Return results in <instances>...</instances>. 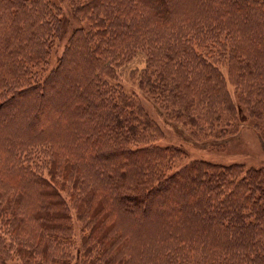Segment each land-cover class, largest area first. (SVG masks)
I'll return each instance as SVG.
<instances>
[{
  "label": "trees",
  "instance_id": "1",
  "mask_svg": "<svg viewBox=\"0 0 264 264\" xmlns=\"http://www.w3.org/2000/svg\"><path fill=\"white\" fill-rule=\"evenodd\" d=\"M8 1L16 6L5 7L6 28L0 29V178L12 182L10 170L22 172L18 188L13 187L15 192L0 209L6 219L17 222L13 232L24 249L25 263L41 264L34 259L39 251L41 259H54L51 264H70L66 254L58 262L53 255L58 252L50 251L47 243L51 238L56 244L65 239L70 251L74 238H79L73 233L63 187L60 190L55 179L36 176L25 167L41 149L53 155V176L71 179L70 201L83 223L82 264H138L142 255L128 247L131 235L153 233H164L154 254L157 262L220 264L225 259L227 264H255L253 251L239 253L233 247L238 240L252 246L264 243V168L246 170L241 164L201 159L168 172L185 151L156 144L159 126L132 94L115 88L116 62L123 54L117 57L113 50L128 40L130 53L143 49L150 54L151 67L141 83L150 94L160 96L166 109L174 104L180 108L169 112L171 118L196 125L197 116L190 110L199 106L215 111L214 118L233 116L237 107L225 75L194 49V41L206 49L208 42L198 39L221 40L228 29L234 35V64L238 59L244 62L242 51L251 59H264V0H199L201 14L194 17L193 29L199 27L204 37L195 39L193 33L190 41V19L176 15L173 0H87L74 10L92 23V37L74 31L55 60V37L63 33L61 14L46 9L42 0L41 9L33 6L34 0ZM250 28L257 31L251 34L256 47L242 49L236 33ZM164 31L174 38L169 43L183 44L168 45L162 39ZM174 68L196 73L189 71L181 79L172 73ZM24 179L33 184L32 191ZM42 205L53 207L52 216L61 214L54 223L62 233H48L43 222L45 234L28 229ZM154 216L166 219L161 228L146 225ZM25 242L32 248L24 247Z\"/></svg>",
  "mask_w": 264,
  "mask_h": 264
},
{
  "label": "rangeland",
  "instance_id": "2",
  "mask_svg": "<svg viewBox=\"0 0 264 264\" xmlns=\"http://www.w3.org/2000/svg\"><path fill=\"white\" fill-rule=\"evenodd\" d=\"M45 8L49 10H54L61 14V22L63 31L60 37H55L57 44L55 45V53L52 56V59L59 57L62 54L63 49L70 41L71 36L74 31L77 34H84L86 31L91 36V27L92 23L89 21L86 15L84 17L78 16L74 9H77L79 5H84L87 0H42ZM175 4V13L177 16L183 15L190 19L188 23L191 31L188 36L190 41L193 37L200 38L204 37L203 34H199L200 28L193 26L194 17L201 14L199 10V0H173ZM36 8L42 7L39 0H34L32 3ZM11 6L15 9L16 4L11 5L8 0H4V4L0 3V29L6 28L5 18L7 11L5 7L11 10ZM94 19V18H91ZM227 24L224 25V27ZM228 29L223 31V36L221 40L216 38L211 39H198V42L205 44L208 42L206 49H201L198 47L197 42L194 41V49L208 56L216 66L220 68L226 78L227 82V91L230 93V96L235 103L236 111L235 114H232L228 117L226 115L222 118H214L216 115L215 111H211L206 108V106H199L198 108H193L190 110L191 114H196L197 122L196 125L192 123L183 124L182 121H178L175 118H171L169 112L171 110H179L175 104L172 108L164 107V103L160 99V96L150 94L141 83L144 76L147 75V72L151 66L148 65V58L150 54L146 50L138 49L135 54L130 53L128 44L130 42L127 40L122 46V48H117L113 50V53L117 56L123 54L121 59L117 61L116 65V77L115 82L117 86L126 94H132L138 102L144 107L147 116L156 122L161 131V136L158 138L156 144L168 145L173 147H178L185 151V155L181 158H177L170 164V169L168 172H172L184 164L192 160H207L210 162H215L223 165H232V164H241L247 169L259 170L264 168V59L258 58V61L251 59L244 51L241 52L244 62L241 63V60L238 59L237 63L234 64L233 54L235 51L234 41H231V38L234 35L229 33ZM252 32H257L256 29H245L238 30L237 35L240 37L238 40L241 44L237 43L242 49H255L256 41H253ZM165 35L163 40L168 45H181L182 42H177L176 44L169 43L174 41V38L168 37V32L164 31ZM192 34V37H191ZM235 34V33H234ZM174 36V35H173ZM92 37V36H91ZM176 37V36H174ZM126 52V54H124ZM118 57V56H117ZM237 57L240 58V56ZM249 62V64H248ZM244 64L245 67L240 66ZM231 65L235 69H231ZM196 73L195 70H185L183 68H174L172 73L177 74L184 79L188 72ZM154 78V76H153ZM184 82V81H183ZM185 83H183L184 85ZM237 85V86H236ZM226 93L229 95V93ZM181 102V101H180ZM179 103V102H173ZM185 107L186 103H182ZM213 107V106H212ZM218 109H216L217 111ZM82 128V127H81ZM84 130V128H83ZM116 140H122L117 137ZM5 145V141H2ZM108 143V142H107ZM107 143H104L107 144ZM43 150V149H42ZM50 152V151H49ZM48 151L43 152L41 149L38 150V153L32 156L27 160V168H31L32 172L36 176H47L51 179L57 181V187H63L62 196L66 197V204L70 208V214L73 216L74 229L73 233L78 235L81 239L82 237V225L83 223L77 219L76 213L77 209L73 205L71 199V190L69 187H72L71 179L68 177L60 176L56 174L54 177L50 168V163L53 159V155ZM8 158V150L5 151V159ZM10 170V169H9ZM3 171V170H2ZM21 171V170H20ZM20 171L13 173L10 170V174L13 177L12 183L10 180L3 181L0 178V206L6 203V198L12 192H15L13 187H17V176L20 174ZM22 172V171H21ZM87 176V175H86ZM49 178V179H50ZM93 180L89 179L91 183ZM23 183L28 186V191H32L35 187L32 186L28 180L24 179ZM22 185V184H21ZM18 188V187H17ZM26 188V187H25ZM3 189H7L8 192H3ZM26 204V202H23ZM53 207H38L36 210V217L30 218L28 222V229L38 231L42 233L41 226L42 222L48 226V233L54 231L62 233L58 230L54 220L56 217L61 216L59 212H56V215L52 216L49 212ZM3 207L0 209V264H26L24 259L21 258V255L24 253V249L19 247L18 244V235L13 232V230H18L17 222L14 218L6 219L5 213H1ZM37 219V220H36ZM251 219V217H250ZM164 218L153 217L151 221L146 222L148 226L152 228H161L162 223L165 222ZM20 224V222L18 221ZM54 226V227H53ZM135 228V227H134ZM52 230V231H51ZM122 232L126 230L121 228ZM139 231H135L138 233ZM133 243L128 246L131 250H136L141 253L142 257L138 264H164L162 260L160 262L155 260L154 254L159 249L157 248L158 242H160L164 233L161 234H141V235H131ZM77 236L74 238L69 251V244L67 245L65 239H58L60 243H54L55 238H51L47 244H51L50 251L56 250L58 254H53L55 258L58 259V262L66 255H69L71 258L70 264H82L83 251L80 250V239ZM55 241V242H56ZM46 244V245H47ZM250 244V243H249ZM29 245L32 248V243L25 242L24 247ZM45 246V245H44ZM259 246V247H258ZM38 250V248H37ZM234 251L239 253H247L253 251V257L257 255L255 259V264L264 263V243L252 246L248 245V242L242 243L238 240V243L233 247ZM160 251V250H159ZM166 252L167 250L164 249ZM37 255L34 256V259H40L41 264H51L54 262V259H41L40 252L37 251ZM162 254V251H160ZM176 253H178L176 251ZM176 260L179 261V254H176ZM187 261L190 260L185 257ZM230 261L223 259L220 264H227ZM253 263V261H250ZM131 264H135L133 261ZM211 264H214L211 262Z\"/></svg>",
  "mask_w": 264,
  "mask_h": 264
}]
</instances>
